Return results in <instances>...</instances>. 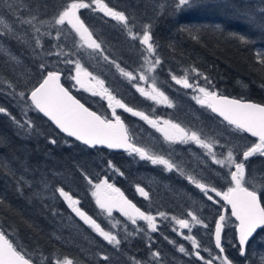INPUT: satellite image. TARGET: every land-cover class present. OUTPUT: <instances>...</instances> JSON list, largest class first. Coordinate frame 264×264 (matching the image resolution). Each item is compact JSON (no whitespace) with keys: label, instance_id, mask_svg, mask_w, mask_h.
Instances as JSON below:
<instances>
[{"label":"trees","instance_id":"obj_1","mask_svg":"<svg viewBox=\"0 0 264 264\" xmlns=\"http://www.w3.org/2000/svg\"><path fill=\"white\" fill-rule=\"evenodd\" d=\"M68 2L69 0H0V16L6 22H11L17 30L22 27L21 31H28L29 25H16L15 13L9 8L10 3L22 8L24 16L38 17L34 23L39 25L41 20L48 21L58 15ZM103 2L128 16L132 33L140 34L146 25L151 26L156 56L162 61L156 71L151 73V78L155 77L157 86L166 93L174 107L166 110L138 97L130 83H122L123 76L114 64L104 61L99 55L91 54L90 49H83V56L78 55L82 66L104 80V86L129 106L170 119L187 129L199 130L206 137L219 139L234 151L242 152L253 140L223 124L207 109L199 107L192 99L195 93L176 85L171 75L182 77L187 74L190 83L198 81L201 86L216 90L220 95L264 105V63H258V59L264 56V27H261L264 20L260 13V9H264V0H231L234 8H208L186 15L172 12V0ZM243 11L256 16L255 26L249 27L248 21L239 15ZM80 16L110 60L137 75L144 64L142 58L146 53L142 51L143 46L139 41L131 38L129 30L91 9H83ZM216 25H220V28ZM241 36L247 38L248 42H242ZM7 38L8 36L4 37ZM9 40L13 41L10 37ZM73 41L76 45L75 33L62 35L59 41L42 39L44 47L38 53L41 60L33 59L25 46L17 47L16 42L7 45L6 42L10 55L8 59L17 63L15 65L7 62L0 51V107L11 114L8 116L0 113V163L7 161L16 173L13 177L7 168L0 167V230L8 235L14 246L31 255L36 264H39L41 253L48 257H69L74 260V264H133L132 258L142 264H156L151 256L153 250L160 252V264H202L194 255L179 252L181 245L189 253L194 249L191 242L184 238L189 235L188 230L181 231L171 217L190 220L187 212L192 210L208 224V228L199 225L193 227L190 235L200 244L201 255L209 258V251L204 249L213 254L218 253L212 245L211 233L215 221L222 214L219 205L208 201L199 189L189 183L186 176L176 171L166 172L161 167L140 162L128 154L88 150L66 139L32 109L27 99L21 100L18 95L11 94L8 82L16 86L17 92H25L27 97L32 88L42 80L40 64L45 63L51 70L57 68L64 73L62 84L76 99L90 110L101 114L96 108H101L98 101L94 106V99L86 101L70 88V83L67 82L68 69L73 65H57L55 62L58 59H54L56 56L45 54L52 50V44L59 43L65 45L66 51L70 49L74 53L76 46ZM147 67L144 64V68ZM193 68L201 76H197L192 71ZM204 76L212 83L204 80ZM183 107L187 109L183 110ZM152 108L156 109L155 113H152ZM192 116L198 120H194ZM11 117L21 123L30 121L33 126L31 132L19 130ZM124 121L129 128L127 117ZM53 139L55 144L51 143ZM109 161L118 171L108 167ZM245 163L248 186H256L258 192H264V157L253 156ZM207 172L205 176L208 185L226 190V186ZM83 173L95 182L107 179L137 208L156 216L158 230L136 232L135 226L117 213H113V218L119 220L121 226L113 228L114 220L96 206L92 186L84 179ZM20 177L26 181L22 182L23 194L17 191ZM161 185L174 194L163 193ZM137 186L148 192V199L137 191ZM57 187H63L74 198L79 199L81 210L96 219L102 227L118 233V238L122 241L119 250L103 241L68 208L55 191ZM160 212L166 213L168 218H160ZM226 212V216H229L228 210ZM137 223L142 228H147L146 222ZM123 225H127L128 231L134 234L127 235L122 230ZM173 227L177 231H173ZM70 233L75 237L67 246L63 236H69ZM234 243L233 237L232 242L224 244L225 255L234 264H244L245 258L240 257L233 247ZM102 254L107 255L109 260H102ZM260 256H264V231L250 241L249 247L251 264H261ZM215 264L220 262L216 261Z\"/></svg>","mask_w":264,"mask_h":264},{"label":"snow or ice","instance_id":"obj_2","mask_svg":"<svg viewBox=\"0 0 264 264\" xmlns=\"http://www.w3.org/2000/svg\"><path fill=\"white\" fill-rule=\"evenodd\" d=\"M93 4L95 8H92ZM9 8L15 13L14 21L17 26L29 25L34 29L32 32V39L35 41L34 52L36 49H43L44 47L41 37L52 36L50 31H42V28L45 26L56 28L55 39L57 41L60 40L62 35L75 33L81 42L79 45H76L77 47H84L86 45L91 50V54L99 55L104 61L114 64L120 74L132 83V86L140 96L153 102L156 106L164 105L167 108L174 107L173 102L166 93L157 86L155 77L153 76L149 79V73H154L156 68L162 63L161 59L156 56V47L153 42L150 25H146L140 34L132 33L129 27L128 16L124 12L110 8L103 0H90V2H86V0H69L66 7L58 15L48 21L41 20L39 22L40 26L34 23L38 17L34 15L24 16L22 14L23 9L11 3L9 4ZM89 8H92L93 11L99 10L105 16L119 22L125 29L129 30L131 38L138 40L139 44L143 46L142 51L146 55L142 59L144 64L148 65L147 68H144V64H142L141 70L137 75H134L132 72L122 68L119 63L110 60L109 56L105 54L101 43H98L93 38V34L81 19L80 10ZM208 8L229 9L234 8V5L231 3V0H172V12L176 15H186ZM260 13L261 19L264 20V9H260ZM239 15L248 21L249 27L256 25V16L252 13L243 11ZM0 26H4L7 29V31H0V37L11 35L16 39L20 38L17 36L12 23L6 22L3 16H0ZM216 27L220 28V25H216ZM261 27H264V24H261ZM65 38L67 39V35ZM240 38L242 42H248L247 38L242 36ZM73 43L75 45V41ZM51 48L52 50L45 54L47 56L58 57L57 63H63L66 66L73 65L74 68L68 69V78L75 81V85L90 92L92 96H99L101 99H106L110 116L98 114L76 99L61 83V77L64 73L59 70H51L45 63L40 64L42 80L38 83V86L32 88L27 97L25 92H17L16 86L8 82L7 87L12 90L11 94L14 96L18 95L21 100H30L31 107L37 112L42 113L44 117H47L67 137H73L76 141L91 148L101 146L107 149H122L129 156L138 158L139 161H147L153 166H162L167 172L176 171L180 175H186L183 168L172 159L173 154L176 152V149L173 147L174 145L193 144L199 149H202L203 155L208 157L212 164L218 165L219 169L223 170L222 176L226 184V190L202 183L192 175H186V178L212 204L219 205L225 211H227L225 206H230V216L234 218V230L237 235L233 247L236 248L240 257L245 258L244 264H251L249 258L250 241L254 239L259 231H264V192L258 193L256 186L251 188L248 186L249 181L246 180L245 162L253 156L264 157V105L228 98L218 94L216 90L201 86L198 81L190 83L187 74L182 77L174 74L171 75V79L176 85H179L183 89H191L195 93L192 99L198 105L209 109L212 113L222 118V121L226 122V125L236 132L246 133L250 137L255 138L242 152H237L231 147L226 146V143H222L219 139L206 137L199 130L187 129L170 119H163L129 106L122 99H117L104 86V80L99 79L96 75L89 72L82 66L78 59H72L71 57L75 53L70 49L66 51L63 43L52 44ZM258 63H264V56L258 59ZM73 71L74 75L71 74ZM192 71L197 76H201V73L197 69L193 68ZM203 79L209 84L212 83L207 76H204ZM118 109L124 113H129L133 117L139 118V120L145 122L156 132L160 133L165 144L169 146L167 154L164 152H155L148 146L138 144L135 136L130 133L121 114L117 111ZM151 111L155 113L156 109L152 108ZM0 113L11 116L4 107H0ZM11 119L22 132H31L33 126L30 121L25 120L21 123L15 117H11ZM51 143L55 144L56 141L53 139ZM214 149H220L221 151L218 152ZM107 163L109 168L118 171L111 161ZM0 167L7 168L9 174L13 177L16 176L15 171L9 167L7 161L0 163ZM24 167L25 171H27L26 164ZM120 174L123 175V173ZM83 175L87 183L92 186V195L95 197V203L100 211L106 214L108 218L114 220L112 223L113 228L121 226V222L113 218V212L115 211L119 212L121 216L125 217L127 221L135 226L136 232H156L158 230L156 216L146 214L137 208L135 204L124 197L119 188L108 183L107 179L95 182L86 173H83ZM22 182L26 181H24L23 177H20L17 181V191L21 192V194H23ZM102 190L106 191L101 194ZM55 191L59 194V197L63 198L68 208L85 225L91 228L108 245L119 250L122 241L118 238V233L106 230L96 219H93L82 211L78 207L80 203L79 199L74 198L63 187H57ZM137 191L145 199L149 198L148 192L144 188L137 186ZM158 215L160 218H168L164 212H160ZM187 217H190V220L187 218L171 217V220L180 229L188 230L189 235L184 236V238L191 242L192 248L194 249L193 252L189 253L181 245L178 249L179 252L185 255H194L202 264H215L216 261H219L220 264H234L233 260L227 255H224L225 249L221 243L222 232L225 227V215L220 214L215 221L214 240L215 248L219 250L218 253L213 254L210 250L204 249V251H209V258L201 255L200 244L190 235L193 227L199 225L208 228V224L192 210L187 212ZM138 221L146 222L147 228H142L137 223ZM122 230L127 235L134 234L128 231L127 225H123ZM173 231H177V229L173 227ZM149 247L151 248V244H149ZM151 256L156 261V264H160L161 254L159 251L153 250ZM259 258L261 264H264V256H260ZM101 259L108 261L109 257L102 254ZM132 260L133 264H142L141 261L135 260V258H132ZM0 264H36V260L31 255L26 254L14 246V243L8 235L3 230H0ZM39 264H74V260L69 257L60 258L55 255L48 257L41 253Z\"/></svg>","mask_w":264,"mask_h":264},{"label":"rangeland","instance_id":"obj_3","mask_svg":"<svg viewBox=\"0 0 264 264\" xmlns=\"http://www.w3.org/2000/svg\"><path fill=\"white\" fill-rule=\"evenodd\" d=\"M37 25V24H36ZM37 26H40V24L39 25H37ZM14 28V27H13ZM21 28L22 27H19V29L17 30L16 28H14L15 29V31H16V33H17V36H19L20 38L19 39H16V38H14L13 36H11V35H9L8 36V38L7 39H4V37H0V44L2 45V47L0 48V51H1V54H3V57L6 59V61L7 62H10L12 65H15V64H17V63H15V62H13V61H10L9 59H10V57H8V56H10L8 53V48H7V45L8 44H10V43H17V47L19 46V45H22V46H25V48H27L28 49V52L31 54V56H32V58L33 59H37V60H41V57H40V54H38L39 53V50L40 49H36L35 50V52L33 51V49H34V47H35V41L32 39V32L34 31V29H32V27L30 26V29L28 30V31H21ZM0 31H7V29L4 27V26H0ZM42 31H50L52 34L53 33H56V28H54V27H49V26H45L44 28H42ZM9 37L13 40V41H10L9 40ZM41 39H43V40H47V39H51V40H55V36L54 35H52L51 37H49V36H43V37H41ZM6 42H7V45H6ZM76 45H79L81 42L79 41V37L78 36H76ZM13 45V44H12ZM75 45V46H76ZM14 46V45H13ZM2 48H3V50H2ZM83 49H88L87 48V46L85 45L84 47H77L76 46V48H75V51H74V55L71 57L72 59H74V60H79V54L80 55H82L83 56ZM6 55H5V54ZM12 56V55H11ZM9 58V59H8ZM50 58V57H49ZM54 59H59L58 57H56V58H54ZM57 65H58V63L57 62H55ZM70 68H74V66H72V67H70ZM56 70H58L57 68H55ZM72 75H74V71L72 72ZM151 73H149V79L151 78ZM122 83H127V84H129L130 82L127 80V78L126 77H122ZM68 83H70V88L71 89H74L73 91H74V93L76 94V95H78V96H80V97H82L83 99H85L86 101L88 100V101H90V99H92L91 97H89V96H87L86 94H82V93H80L79 92V90L78 89H76L77 87H75V84H74V81L73 80H71V79H69L68 81H67ZM131 84V87L135 90V88L132 86V83H130ZM4 86V85H3ZM136 91V90H135ZM111 92V91H110ZM112 93V92H111ZM92 96V95H91ZM144 98V97H143ZM145 99V98H144ZM91 102V101H90ZM94 102V101H93ZM151 102V101H150ZM197 104V103H196ZM96 104H95V102H94V106H95ZM198 105V104H197ZM159 106H164V105H159ZM199 107H201L200 105H199ZM201 108H204V107H201ZM185 109H187V108H185V107H183V110H185ZM204 109H207V108H204ZM106 113V112H105ZM191 115V114H190ZM191 118H193L194 120H198L195 116H192ZM146 126H147V128L149 129V130H153L150 126H148L147 124H146ZM149 130H147V131H149ZM153 135V134H152ZM155 135V134H154ZM148 136V135H147ZM162 136V135H161ZM150 137H152L151 135H150ZM164 144H165V142L163 141V138L161 139V143H160V145L161 146H164ZM183 146H186V147H188V148H190V147H192V148H190V150L189 151H191V152H194L193 150H196V151H198V153L197 154H194V157H193V159L195 160V164H194V167H193V165H191L188 161H187V165H190V169H194V170H197L198 168H199V171H198V173H197V177H198V179L202 182V183H205V184H207V179H206V176H205V171H208L209 173H211L215 178H216V180H218V182H220L222 185H224V186H226V184H225V181H224V179H223V176H222V171L223 170H221V169H219V166L218 165H214V164H212L211 163V160L208 158V157H206V156H204L203 155V150L202 149H199L198 147H196L195 145H183ZM190 156H192L191 154H190ZM203 170V171H202ZM66 179V178H65ZM65 181H67V182H69L68 180H65ZM208 185V184H207ZM160 188H161V190H162V192L163 193H167V192H170V193H172V194H174L172 191H170V190H168L167 189V187L166 186H163V185H161L160 186ZM104 191H106V190H102V193L101 194H103V192ZM259 193V192H258ZM204 197L206 198V196L204 195ZM207 199V198H206ZM94 201H95V197H94ZM96 204V203H95ZM97 206V205H96ZM205 206L206 207H208V205L205 203ZM98 207V206H97ZM113 213H115V211L113 212ZM117 214H119L120 215V213L119 212H116ZM121 216V215H120ZM121 217H123V216H121ZM125 220H126V218L125 217H123ZM180 229V228H179ZM181 231H183V230H187V229H180ZM57 231H60V229H58L57 228ZM212 233H213V231H212ZM212 233H211V237H212ZM60 234H63V233H60ZM72 234L73 233H70V235L69 236H66L65 237V235L63 236L64 237V239L63 240H65L66 241V245L67 246H69L70 244H71V242L74 240V237H75V235L74 236H72ZM180 235H181V233H180ZM233 237H234V239H235V232H234V222L232 221V219L230 218V216H226V220H225V227H224V230H223V238H222V244H223V247L225 248V246H224V244H226L227 242L229 243V242H232V239H233ZM55 239V238H54ZM60 242V241H59ZM62 242V241H61ZM60 242V243H61ZM235 242H236V239H235ZM212 245H213V243H212Z\"/></svg>","mask_w":264,"mask_h":264},{"label":"flooded vegetation","instance_id":"obj_4","mask_svg":"<svg viewBox=\"0 0 264 264\" xmlns=\"http://www.w3.org/2000/svg\"><path fill=\"white\" fill-rule=\"evenodd\" d=\"M92 8H95V5L93 4L92 5ZM92 8H89V9H91L92 10ZM82 13H83V9H81L80 10ZM92 12H97V13H99V14H102L104 17H106V18H108V19H111L110 17H108V16H105L102 12H100L99 10H96V11H93L92 10ZM123 88V87H122ZM121 88V89H122ZM135 91V90H134ZM79 92L80 93H84V94H86L87 96H89V97H91L92 99H94V102H95V104H97V102L96 101H98V104L101 106V108L98 106V107H96L97 109H99V111L101 112V114L102 115H109L110 116V110L109 109H107V102H106V99H101L99 96H96V97H94V96H91V93L90 92H83V91H80L79 90ZM135 94L139 97L140 96V94L137 92H135ZM142 99H144L142 96H140ZM136 100V99H135ZM145 101H147V102H150V101H148V100H146V99H144ZM145 108V107H144ZM159 108H163V109H166V110H168V109H170V108H167L166 106H159ZM208 110V109H207ZM120 114H121V117H122V119L124 120L125 119V117H127V121H128V125H129V131H130V133L131 134H133L134 136H135V138H136V142L138 143V144H140L141 146H148V147H150L153 151H155V152H164L165 154H167V149H168V145L167 144H164V146H161L160 145V143H161V139L163 138L162 136H161V134L160 133H158V132H156L154 129L151 131V130H149L148 128H147V126H146V123L145 122H143V121H141V120H139V118H137V117H133V116H131L129 113H124L122 110H120V109H118L117 110ZM106 112V113H105ZM127 126V125H126ZM147 130H149V131H147ZM153 134V135H152ZM155 134V135H154ZM148 135V136H147ZM150 135L152 136V137H150ZM161 138V139H160ZM192 145V144H191ZM175 149H176V152L173 154V156H172V159L175 161V162H177L182 168H183V170H184V172H185V174L186 175H192L193 177H195L197 180H199L198 179V177H197V173H198V171H199V168L197 169V170H192V169H190V165H187V161L191 164V165H193V167H194V164H195V160L193 159V157H194V154H197L198 153V151H196V150H193L194 152H191V151H189L190 150V148H192V147H190V148H188V147H186V146H183V145H174L173 146ZM159 150H161V151H159ZM190 154L192 155V156H190ZM137 160H138V158H137ZM139 161V160H138ZM140 162H145V163H147V164H150L149 162H147V161H140ZM158 167H161V169L162 170H164L163 169V167L162 166H158ZM203 171V170H202ZM167 172V171H166ZM174 172V171H173ZM206 172V171H205ZM207 173H209V172H207ZM186 175H184V176H186ZM192 186H195L194 184H191ZM78 207H80V203H79V205H78ZM81 209V208H80ZM224 209H222V211H223ZM116 213V212H115ZM226 214H227V212H225V217H226ZM260 232H262V231H259L258 233H260ZM257 236V235H256ZM255 236V237H256ZM254 237V238H255Z\"/></svg>","mask_w":264,"mask_h":264},{"label":"water","instance_id":"obj_5","mask_svg":"<svg viewBox=\"0 0 264 264\" xmlns=\"http://www.w3.org/2000/svg\"><path fill=\"white\" fill-rule=\"evenodd\" d=\"M61 83H62V77H61ZM62 85H63V84H62ZM37 86H38V85H37ZM76 87H77L78 89H80V90H84L83 88H80L78 85H76ZM84 91H85V90H84ZM228 98H230V97H228ZM231 99H233V98H231ZM241 101H242V100H241ZM28 102H29L30 105H31V101L28 100ZM243 102H248V101H243ZM251 103H252V102H251ZM33 110H34V109H33ZM34 111H35L40 117H42L45 121H47V122L53 127V129H54L59 135L65 137L66 139H69L70 141H73V142H75V143H77V144L83 146L84 148H86V149H88V150H103V151L110 152V153H113V154H127V153H126L125 151H123L122 149H107V148H105V147H101V146H97L96 148H91V147H89V146H86V145L82 144L81 142L76 141L75 138H73V137H67L66 134L60 132L59 129H57L56 126H55L51 121H49V120L47 119V117H44L42 113H39V112H37L36 110H34ZM209 112H210V114H211L213 117H215L216 119H218V120L221 121L222 123L226 124V122H223V121H222V118L218 117L216 114L212 113L210 110H209ZM242 134H244L246 137L250 138V139L253 140V141L255 140V138L250 137V136H249L248 134H246V133H242ZM225 207L227 208V210H228V212H229V215H230V206H225ZM225 212H226V211L223 210V211H222V214H225ZM230 218H231L232 221L234 222V218H232L231 216H230ZM214 230H215V225H214L213 233H212V243H213L214 249L218 252L219 250L215 248ZM234 232H235V230H234ZM222 238H223V232H222ZM235 239H237V235H236V233H235ZM221 243H222V241H221ZM224 255H225V253H224Z\"/></svg>","mask_w":264,"mask_h":264},{"label":"bare ground","instance_id":"obj_6","mask_svg":"<svg viewBox=\"0 0 264 264\" xmlns=\"http://www.w3.org/2000/svg\"><path fill=\"white\" fill-rule=\"evenodd\" d=\"M76 87V86H75ZM77 89V88H76ZM74 90V89H73ZM176 107V106H175ZM161 139V138H160Z\"/></svg>","mask_w":264,"mask_h":264}]
</instances>
